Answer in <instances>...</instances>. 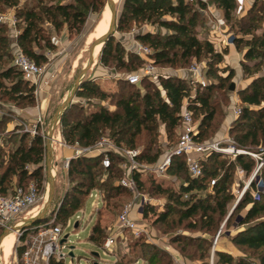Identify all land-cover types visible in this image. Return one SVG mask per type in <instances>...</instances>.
<instances>
[{"label": "trees", "instance_id": "16d2710c", "mask_svg": "<svg viewBox=\"0 0 264 264\" xmlns=\"http://www.w3.org/2000/svg\"><path fill=\"white\" fill-rule=\"evenodd\" d=\"M206 3L214 4L221 10L224 23L233 36L232 44L242 54L240 67L243 75L251 78L246 87L237 91L241 104L240 114L232 121L228 136L239 149L247 146L264 147V76L259 74L264 68V0H253L251 6L242 13H236V0H196L195 3L184 0H123L116 22L117 31H128L131 25L139 22L153 25L157 30L134 36L141 45L149 49L145 57L126 51L111 36L98 54V63L102 67L134 73L140 64H150L154 69L183 70L192 61L204 62L202 73L207 83L201 87L195 85L191 78L159 72L156 75L158 81L153 82L148 78L150 80L146 82L143 92L137 88L126 92L116 89L112 92L85 79L75 97L83 99L85 103H90L93 99L99 102L92 109L81 112L76 119H70V116L74 110H83L82 106L73 102L69 104L58 125L62 141L70 145L76 142L80 146H90L107 131V136L115 146L136 149L140 139L144 138V149L136 160L154 164L161 152L153 143L157 127L162 125L168 137L176 133L182 106L186 104L196 122L197 133L194 139L207 142L205 137L209 128L223 116L221 103L229 101L228 93L232 92L229 91V85L234 70L227 66L218 68L224 61L227 49H215L207 37L199 34V30L205 27L201 13L206 8ZM104 4L105 0H29L22 4H19V0H0V11L14 7L20 29L15 43L26 57L37 65H42L47 61L45 51L55 49L51 40L53 33L58 34L65 28L71 39L72 35L81 31L87 15L100 13ZM13 52L10 29L7 24H0V99L7 98L17 105L25 102L28 106H33L34 87L22 78L12 62L5 61L13 56ZM132 56H136V59ZM118 82L132 86L137 85L140 80L136 84L128 83L126 78ZM101 101H108L110 105L104 106L100 104ZM17 130L15 126L8 138H17L11 150L0 145L1 195L13 193L15 187L25 189L30 181L42 191L45 178L42 164L45 159L44 140L40 135L30 138L27 133ZM108 156L110 162L106 168L101 165V155L78 156L69 160L67 175L77 181L60 198L53 216L54 223H66L71 215L80 210L84 197L92 191L101 192L104 206L112 208L119 206L116 197L122 193H130L118 185V182L116 185L110 182L119 171L118 162L114 160L121 161L123 156L116 151L108 152ZM219 157L220 153H210L200 162L202 175L192 178L187 174L178 182L177 188L163 185L164 180L149 181L142 178L139 171H134L136 188L143 193L149 182L148 190L165 197V207L158 214L157 221L166 222L168 214L174 210L177 218L172 219L170 224L182 225L187 221L183 224L185 228L203 230L211 235L215 234L223 219L225 225H228L235 211L247 207L234 224L236 228H242L231 236V242L256 254L255 259L244 256L234 259L229 254L216 250V264H264V166L259 171L262 188H257L252 180L239 200L237 197L238 202L228 216V205L234 199L230 189L233 169L241 170L244 179H248L255 161L246 154H237L228 162ZM212 161L216 165L213 170L208 166ZM185 169L184 158L173 157L167 173L177 178ZM99 171L106 172V180L97 181L95 177ZM212 179L214 184L209 186L208 181ZM207 187L210 191L202 195ZM149 213H156L155 207L151 204L144 205L143 217L146 218ZM50 219L52 218L46 216L43 221L23 230L19 241L24 242L31 229L36 230L46 225ZM104 229L97 218L89 235V240L97 247L105 239ZM221 236L220 231L217 240ZM179 239L191 242V245L194 244L200 250L201 243L209 244L207 238L188 235H175L172 238L176 242ZM24 247V244L16 245L17 256ZM209 249V246L205 248L206 251ZM156 257L157 253L152 254L145 263L156 264ZM50 264H63V261L51 258Z\"/></svg>", "mask_w": 264, "mask_h": 264}, {"label": "rangeland", "instance_id": "374dc122", "mask_svg": "<svg viewBox=\"0 0 264 264\" xmlns=\"http://www.w3.org/2000/svg\"><path fill=\"white\" fill-rule=\"evenodd\" d=\"M116 6H117V12L119 13L122 8V2L123 0H116ZM195 3V1H193ZM211 4V3H209ZM211 9L209 12H203L201 13L203 16L202 22H204V28L199 30L200 36L207 37L210 25L213 24L212 22V16L215 15V11L213 9L215 8L214 4H211ZM105 4L102 9V11L98 14L89 13L87 15L85 24L83 25L81 31L76 34L72 35L71 43H69L64 49H61L59 51L56 50V46L54 50H51L50 53L55 52L56 54H49L45 51L47 55V61L43 63L42 65H47L46 72L44 75V78L48 81V85L43 90L44 92H33L34 96V105L37 103V101H42L44 99V102L47 103V115H46V125L45 129L48 126L49 120L52 117L56 106L58 105L59 101H61V97L63 94L68 90V88L71 86L75 76L79 72L81 66L86 62L87 59V48L89 44L95 39L93 34L94 31H96V25L99 23V21L103 18V11L105 10ZM7 10V9H6ZM3 10V11H6ZM107 10V9H106ZM213 12V13H210ZM15 13V11H14ZM211 20V21H210ZM215 23H217L216 19L214 20ZM218 24V23H217ZM223 25V24H222ZM224 27H228L227 25H223ZM157 28L153 25H150L145 22H139L136 25H131V28L126 31H115L113 34V39L116 41H119L123 48L126 51L135 52V42L132 38L137 33L145 32V31H156ZM61 32V31H60ZM51 36V40H52ZM53 42V41H52ZM140 44V43H139ZM98 50V49H97ZM97 52V51H96ZM136 53V52H135ZM136 55V54H135ZM138 56V55H137ZM142 57V56H141ZM12 58L6 59L5 61L7 63L12 62ZM79 61L78 67L75 68L74 72L70 77L69 74V67L71 66L72 62ZM132 58L135 60L136 56H132ZM230 59V60H229ZM227 60L231 63L235 62V58L233 57H227ZM194 63H198L195 61H192L188 68H190ZM54 65L56 71L54 70ZM150 64H140L139 68L137 70L133 71L134 73H139L141 75L140 82L137 85L127 86L126 84L118 82V80L126 78L129 74H131L128 71L121 70L119 72L104 68L98 63V53L95 57V63L92 66L91 69H89L85 75V79H90L91 81H94V83H97L101 88L108 91H115L116 89H120L124 92L129 90H135L136 88L143 92L145 90V84L148 80L151 79L153 82H157L156 75L161 72L163 74H174L183 76L186 78H190L188 68L187 69H177V70H171L169 68L162 69V68H156L153 70L151 74L144 75L143 69ZM96 66H99L105 70H108L109 72H113L114 74H118L119 79L115 80V84L112 82L113 79L110 80V82L107 81H100L98 77L94 76V68ZM223 66H227V68H230V65L225 64L224 61L221 62L218 68H223ZM262 71V70H261ZM217 73V72H216ZM71 74V73H70ZM260 74V72H259ZM237 76L234 71L233 77L230 79V82L235 83V90L233 92L228 93L229 94V101L226 103H221L220 108L221 112L223 113V116L220 117L219 122L214 123L211 128H209L207 135L205 137V141H212L214 139H217L223 135L224 129L223 127L227 125V121L229 118V115L231 114V109L233 106H235L233 103V100L231 97L238 96L237 90H239L242 86L240 84V77L250 80V77L244 76L243 71L240 67V70L238 72ZM150 78V79H148ZM98 100H91L90 103H85V101L81 98L74 97L73 103L78 104L79 106H82L83 110H74L72 115L70 116V119H76L81 112H86L90 109H92L96 103H98ZM94 105V106H93ZM104 106H109L110 103L108 101H103ZM240 103L237 102L236 106L240 107ZM15 107L16 110L18 109H24L27 107H30L27 105V103L23 102L20 105H17L16 102H11L7 98L0 99V145L4 146L7 150H11L14 147V142L17 140L16 137H13L11 139H8L10 137V132L13 131L16 128H23V123H26L25 119L21 120L22 117L12 109ZM17 112V111H16ZM197 120V116H195ZM17 130V131H18ZM59 131V127L56 129L55 134H57ZM19 132V131H18ZM60 133V132H59ZM61 137V136H60ZM99 138H108L111 141V139L107 136V131H104L102 135ZM231 138V137H230ZM178 134L177 132L174 134H171L169 137L167 136L164 128L162 125H159L157 127V133L154 137L153 143L160 149V155L156 163H158L162 157L164 156L165 152L169 150L175 142H177ZM232 139V138H231ZM233 140V139H232ZM113 143V142H112ZM145 144L144 138H141L139 143L136 145V149H139L140 151L143 150V146ZM55 149H53L54 159H53V168H54V179H55V192H54V199L51 204L50 210L48 212V217L53 218L55 212L57 211V208L60 204V198L63 196V194L71 188L73 184L76 183V179H71L67 175V169L64 168V161L63 157L65 156L63 147H60L58 144H53ZM263 146V145H262ZM259 147H251L247 146V148L243 149L245 151L254 152ZM65 149V148H64ZM6 152V151H4ZM248 156V155H247ZM223 158L226 162L229 160H232L233 157L230 155H225L220 153V157ZM219 160V159H218ZM115 162H118L119 171L116 172V177L110 179V182H113L115 185L117 184L120 176L123 175L124 172H126L129 168V162L126 158H122L121 161L119 159L114 160ZM139 163V172L142 178L158 181L162 179H158L154 177V175L147 169V165L145 163ZM43 174H44V181L42 185V196L43 199L38 201V208L34 212L33 215L37 214L45 201L46 195H47V186L48 182L46 179V173H45V159L43 161ZM212 170L216 167L215 164H213V161L209 163L208 165ZM220 171V170H218ZM188 172L185 171L180 173L175 179L170 180H164L162 181L163 185H172L173 187L177 188L178 183L181 180L187 176ZM251 175V174H250ZM169 176H174L173 174H169ZM239 172L235 168L233 169V178L230 182V189L234 194V199L229 203L227 208V215L229 214L230 210L232 209L234 202L236 201L237 197L241 193V190L243 188L242 180H237L239 177ZM97 181L100 180H106L107 175L106 172L99 171L98 174H96ZM246 178L244 181L246 182L249 180ZM86 181V180H84ZM32 181H30L31 183ZM210 182V180L208 181ZM209 185V184H208ZM149 182L146 183L145 189L143 194L146 196L148 200H150L151 205L155 207L156 213H149L146 218H144V222L147 225V227L150 230V235H142L139 237H136L132 235L128 231H123L121 236H116L115 241V247L114 250H110L109 253L105 252L102 248V245H99L98 247L93 245L92 242L89 240V235L91 232L92 227L94 226L97 218L103 226L104 229V237H107L109 235H115L120 232V229L117 226L116 223V217L118 213L120 212L122 206L131 200L132 194L131 193H122L120 196L116 197L118 198V204L119 206L116 208H112L111 206H104L102 205V200L100 197L97 196L96 191H92L89 195L84 197L83 203L80 207V210H78L76 213L71 215L69 220V224L66 225V223L63 224V232H62V238L67 237V249H64L62 254L64 257L61 259L63 261V264H93L94 261L98 262L99 264H146V260L154 253H157V257L154 260L156 264H160L162 262L167 264H210L212 261L213 264H216L217 257L215 255V251H222L226 254H229L232 256V258H237L240 256L247 257L251 260L255 259V255L251 251L247 249H243L241 247L235 246L231 242V236L234 235L238 229L242 227L236 228L234 226L235 222H237L238 218L242 216L245 213V210L247 207H244L241 210L235 211L233 216L230 219V223L228 225H225V220L223 219L221 223L219 224V227L215 234L220 230L222 236L217 240L215 245L213 246V240L215 234L211 235L206 231L198 230V229H187L184 227V223L182 225H176V224H170L172 219H176L177 215H175V211L170 212L168 214V219L166 222L157 221L158 214L163 210V207H165V197L153 194L150 190H148ZM257 188L261 189L262 184H256ZM210 188L207 187L206 191L202 192V195L205 192H209ZM96 210H99V214L96 212ZM29 218V217H27ZM75 222H78V226L74 227ZM3 230V229H2ZM0 230V234L2 232ZM38 229L34 230L31 229L30 232L27 234L25 241H31L32 238L36 235ZM175 235H188L191 237H200V238H207L209 240L208 245H204L201 243L202 249H198L195 246L191 245L192 243L183 239H179L178 242L173 241L172 238ZM103 237V238H104ZM17 236L14 234V244L12 247V251L10 256L7 260H3V264H16V257L17 253L15 251L17 243L16 240ZM101 238V240L103 239ZM153 246V248H152ZM207 246L210 247L208 251L205 250ZM71 248V249H70ZM70 251H72L73 257L69 255ZM112 251V253H111ZM92 252H97L98 257L96 260L91 255ZM201 252L203 253L202 257H199ZM1 255V254H0Z\"/></svg>", "mask_w": 264, "mask_h": 264}, {"label": "built area", "instance_id": "2783aa9c", "mask_svg": "<svg viewBox=\"0 0 264 264\" xmlns=\"http://www.w3.org/2000/svg\"><path fill=\"white\" fill-rule=\"evenodd\" d=\"M29 1V0H25ZM186 2H193L196 0H184ZM0 24H7L10 29V36L13 40L20 33L18 28V19L13 10L0 11ZM233 36L230 34L225 37V42L232 44ZM136 53L139 56L145 57L149 53L146 46L138 44ZM12 64L20 71L22 78L34 87V92H40L42 88L48 85V81L44 78L46 72V65H37L35 62L26 57L17 46L13 52ZM204 62L194 63L188 72L191 74L192 82L195 85L204 87L207 83L202 69ZM153 66L149 65L143 69L144 75L153 72ZM264 76V68L260 72ZM141 75L139 73H131L126 76V80L130 84L139 82ZM232 118L235 120L240 114V107L233 106L231 109ZM46 118L42 115L36 116L32 122L23 123V128H19V132L27 133L30 138L35 135H40L45 141ZM54 135L53 144H58L60 147L72 150L70 158H64V168L67 169L69 160L78 156H98L101 155V165L103 167L109 166L108 152H119L124 158L128 160L129 168L118 180V185L126 189L132 194L131 200L126 202L116 217V223L120 232L115 235L105 237L102 248L109 253L114 250L116 236H121L123 231H128L132 235L139 237L142 235L149 236L150 230L144 222L142 214L143 206L151 204L146 196L139 192L136 188L133 172L139 171V163L136 157L140 153L139 149H123L115 146L108 138H99L93 145L80 146L78 143L66 144L59 136L60 133ZM196 122L192 117V113L187 109V105L182 106L180 112V125L178 129L177 142L165 152L164 156L158 163L147 165V169L159 179H167V169L171 164L173 157H183L184 165L189 176L192 178H199L202 175L200 162L206 158L210 153L217 152L225 155L235 157L237 154H246L252 157L255 161V167L250 175L249 180L243 186L238 198L242 195L249 183L254 180L256 184L260 183L259 171L264 166V147H259L255 152L245 151L239 149L234 145V141L230 137L222 140H212L207 142H198L194 139L196 135ZM214 184V179L210 180L209 186ZM96 191V190H95ZM102 200L103 194L96 191ZM43 199L41 191H39L33 183H30L25 189L15 187L13 193L7 195L0 194V228H8L11 225L19 224L22 219L33 216L38 208V201ZM99 213V210H96ZM54 217L46 223V225L38 228L36 235L31 241L20 242L18 234L16 235L17 243L24 244L25 247L22 253L16 257V264H50V259H62L64 249H67V237L64 242H61L63 224L54 223ZM69 224L67 220L66 225ZM220 230L215 234L213 246L217 242ZM64 238V237H63ZM111 251V253H112ZM62 256V257H61ZM97 264H99L97 262ZM210 264H213L212 261Z\"/></svg>", "mask_w": 264, "mask_h": 264}, {"label": "crops", "instance_id": "0c3cea01", "mask_svg": "<svg viewBox=\"0 0 264 264\" xmlns=\"http://www.w3.org/2000/svg\"><path fill=\"white\" fill-rule=\"evenodd\" d=\"M201 1L206 2V0H201ZM23 2H25V0H19V4H22ZM252 2H253V0H236V5H237L236 6L237 7L236 8V13L245 12L251 6ZM211 6H212L211 4L206 3V8L204 10H202V12H207V11L209 12V10L211 9ZM11 9L14 12V7L7 8V10H11ZM213 11H215V15L213 14V16L211 17L212 18V21H213L212 22L213 24L210 25V28H209V31H208V34H207V39L210 40L214 44L215 49H220V48H226L227 49V54L224 55V63L230 65V68H232L235 71V74L237 76H239L238 75V72L240 70V61L242 59V54L239 53L235 49V47H234L233 44H228V43L225 42V37L228 36V35H230L231 33L228 31V27H226V26L224 27L223 26L225 23H224V20H223V16H222L221 10L218 9L215 6V8L213 9ZM210 13H213V12H210ZM215 19L217 20L216 22L218 24L215 23V21H214ZM52 36H53L52 37V41H53L54 45L56 46V50L57 51H59L61 49H64L69 43H71V41L68 38V34H67V31H66L65 28L63 30H61V32H59L58 34L53 33ZM132 38L134 39V42H135V45H136L135 46V49H134V51L136 52V47L139 44V42L134 38V36ZM10 39H11V43L13 45V50H15L16 47H17V45L15 43V40H13L12 36H10ZM48 53L49 54H53V53L56 54L55 52H53V53L51 52L50 53V51ZM227 57H229V58L230 57L235 58V62L234 63H231L230 61L227 60ZM94 63H95V61H94ZM94 63H93V65H94ZM78 65H79V61H78V58H77V61H75V62L73 61L72 64H71V66L69 67V74H68L69 77H70V75H72V73L74 72L75 68L78 67ZM52 66L54 67V70L56 71L57 68H55L54 65H52ZM92 66H91V68H92ZM94 72H95L94 73V76L95 77H98L100 81H107L109 79L108 81L110 82V80L113 79L114 81H112V80L111 81L115 84V80L119 79L118 74H114L111 71L109 72L108 70H105V69H103V68H101L99 66H96L94 68ZM189 76H190V78L192 77L191 74ZM181 77H183V76H181ZM249 82H250V80H247V79H244V78L240 77V84L242 85V86H240L241 87L240 89L246 87ZM45 87L42 88V90L39 93L44 92L43 90L45 89ZM65 93L63 94V96L65 95ZM63 96L61 97V99L63 98ZM231 99L233 100V102H234L233 104L234 105H237V102L240 103L238 96H236V97L233 96V97H231ZM100 104L103 105V101H101ZM12 111H14L15 113H17L18 115L20 113V116L19 117H22L21 120H24L25 119L26 120L25 121L26 123H30L38 115H42V116H44L46 118V115H47V103L44 102V99H43L42 101H37V103L35 105L30 106V107H27V108H24V109H18V110H16L15 107H14L12 109ZM233 120L234 119L232 118V114H230L229 115V118H228V121H227V125L223 127V129H224L223 135H221V137H219L217 139H214L215 141L216 140L225 139L228 136V130H229V128H230L231 123H232ZM178 129H179V127L176 130L177 134H178ZM53 149H55L54 145H53ZM63 150H64V153H65V156L63 157V159L64 158H70L72 156V150H70L68 148H65V149L63 148ZM53 159H54V154H53ZM237 170H238L239 175H240L237 178V180L238 181L239 180H242L243 186H244L247 183L248 180L245 182L244 181L245 179H244L243 172L241 170H239V169H237ZM167 176H168L167 179H162V180H166L167 181V180H170V179H175V183H176V178L174 176H169L168 173H167ZM178 185H179V183H178ZM97 196L100 197V195L98 193H97ZM103 207H104V203H103ZM92 256L96 260L97 256H95V255H92Z\"/></svg>", "mask_w": 264, "mask_h": 264}, {"label": "water", "instance_id": "95a60500", "mask_svg": "<svg viewBox=\"0 0 264 264\" xmlns=\"http://www.w3.org/2000/svg\"><path fill=\"white\" fill-rule=\"evenodd\" d=\"M105 8L109 12V24L106 32L102 34L101 36L95 38L88 46L87 48V59L86 62L83 64L77 75L75 76L71 86L66 91L65 95L61 99V101L58 103L57 107L55 108V111L52 115V117L49 120L48 126L45 129L44 137V149H45V173H46V179H47V195L45 198V201L42 205L41 210L29 217L22 219V221L19 224L11 225L8 228L3 229L2 233L0 234V243L1 240L8 234H20L23 230L26 228H29L33 226L34 224L43 221L46 216L48 215V212L50 210L51 204L54 199V192H55V179H54V168H53V142H54V133L56 129L58 128L60 119L65 111V109L69 106L70 103L73 102V98L75 97L76 91L80 88L82 83L85 80V75L87 71L91 68L95 61V57L97 53L99 54L104 43L113 36L114 32L116 31V22L118 17L117 12V6L116 2L114 0H105ZM98 47L97 52H95L96 48ZM235 90V84L234 82H231L229 85V91ZM239 200V198H238ZM238 200L234 203L232 209L230 210L228 216L234 209L235 205L237 204ZM227 216V217H228ZM78 222H75L74 227H77ZM66 239V236L61 239V242H64ZM71 249V248H70ZM69 255L71 258L73 257L72 251H70ZM91 255H95L98 257L97 252H92ZM62 257V256H61ZM0 264H3L0 256ZM93 264H97L96 261L93 262Z\"/></svg>", "mask_w": 264, "mask_h": 264}, {"label": "bare ground", "instance_id": "6f19581e", "mask_svg": "<svg viewBox=\"0 0 264 264\" xmlns=\"http://www.w3.org/2000/svg\"><path fill=\"white\" fill-rule=\"evenodd\" d=\"M116 1V0H114ZM103 18L99 21V23L96 25V31H94V38H97L99 36H101L102 34H104L108 28V24H109V12L108 10H104L103 11ZM98 47L96 48L95 52L97 51ZM14 244V234H8L6 235L0 243V256H1V260L3 262V260H7L8 257L11 254L12 251V247Z\"/></svg>", "mask_w": 264, "mask_h": 264}]
</instances>
